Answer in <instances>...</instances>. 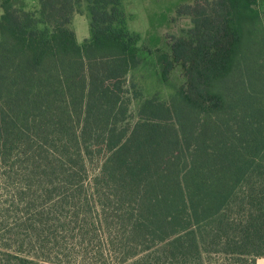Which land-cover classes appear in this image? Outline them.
Here are the masks:
<instances>
[{
    "label": "trees",
    "instance_id": "1",
    "mask_svg": "<svg viewBox=\"0 0 264 264\" xmlns=\"http://www.w3.org/2000/svg\"><path fill=\"white\" fill-rule=\"evenodd\" d=\"M121 1L0 0V264H256L264 3L197 0L152 51ZM146 55L172 92L130 123Z\"/></svg>",
    "mask_w": 264,
    "mask_h": 264
},
{
    "label": "rangeland",
    "instance_id": "2",
    "mask_svg": "<svg viewBox=\"0 0 264 264\" xmlns=\"http://www.w3.org/2000/svg\"><path fill=\"white\" fill-rule=\"evenodd\" d=\"M197 0H122L121 8L129 17L127 29L141 38V44L155 51L165 48L170 38H177L181 29L188 28L190 21L179 14L180 8L192 6ZM264 3V0H260ZM29 6H35L38 0H25ZM30 8V7H29ZM181 11V10H180ZM71 27L80 43L91 35V16L89 12H75L71 21ZM178 81V77L173 83ZM126 88L129 96L133 98L130 108L129 122L137 120L140 104L146 98L159 96L166 98L172 89L163 84L156 72L155 62L145 56L142 65L126 79ZM78 261L73 260V264ZM80 264V262H78ZM41 264H55L41 262ZM91 264V263H90ZM93 264H96L95 262ZM100 264V263H99ZM112 264V261L107 262Z\"/></svg>",
    "mask_w": 264,
    "mask_h": 264
},
{
    "label": "flooded vegetation",
    "instance_id": "3",
    "mask_svg": "<svg viewBox=\"0 0 264 264\" xmlns=\"http://www.w3.org/2000/svg\"><path fill=\"white\" fill-rule=\"evenodd\" d=\"M23 1L25 2V0H23ZM38 2H39V0H38ZM38 2H37V4H36L35 6H32V7L29 6L26 2H25V4L27 5L28 8L30 7L29 9H34V8L38 7ZM181 8H182V7H181ZM181 8H180V10H181ZM128 18H129V17H127V21H128ZM126 24H127V23H126Z\"/></svg>",
    "mask_w": 264,
    "mask_h": 264
},
{
    "label": "crops",
    "instance_id": "4",
    "mask_svg": "<svg viewBox=\"0 0 264 264\" xmlns=\"http://www.w3.org/2000/svg\"><path fill=\"white\" fill-rule=\"evenodd\" d=\"M256 264H264V259H258Z\"/></svg>",
    "mask_w": 264,
    "mask_h": 264
}]
</instances>
